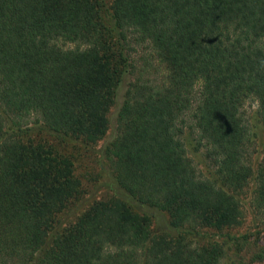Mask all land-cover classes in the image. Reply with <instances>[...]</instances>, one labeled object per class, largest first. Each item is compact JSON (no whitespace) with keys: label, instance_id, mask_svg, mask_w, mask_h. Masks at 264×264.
I'll use <instances>...</instances> for the list:
<instances>
[{"label":"trees","instance_id":"obj_1","mask_svg":"<svg viewBox=\"0 0 264 264\" xmlns=\"http://www.w3.org/2000/svg\"><path fill=\"white\" fill-rule=\"evenodd\" d=\"M152 61L159 79L141 74ZM136 71L103 148L117 192L58 230L82 182L68 152L36 137L98 143ZM251 100L264 131V0H0V264L263 263L260 237L229 233L253 176ZM137 207L166 213L172 232Z\"/></svg>","mask_w":264,"mask_h":264},{"label":"rangeland","instance_id":"obj_2","mask_svg":"<svg viewBox=\"0 0 264 264\" xmlns=\"http://www.w3.org/2000/svg\"><path fill=\"white\" fill-rule=\"evenodd\" d=\"M146 52H142V49H138V53L135 54V58L138 59L137 69L139 70L144 66V61L139 59L145 57ZM154 66H157V69L144 70L142 69V76L144 78L150 77V74L153 80L159 79L161 74L164 72V68L157 63L152 61ZM138 72H134L128 75H125L122 81L120 82L115 103L111 108L109 114V130L106 136L94 145H84L80 140H74L70 138L61 139L58 137L50 136L46 133H42L41 136L36 137L38 141H45L60 150L61 152H68L72 156L75 174L81 180V193L79 197L72 200L68 205L57 215L56 227L58 230L65 228L68 225L76 222L78 217L88 209L92 204L101 200H108L113 197L117 192L116 185L114 184L111 177V168L110 164L103 155L104 146L115 138L116 130V119L118 111L124 101L125 92L129 84L136 78ZM155 78V79H154ZM257 102L249 101L245 104L243 113L246 119L249 122L251 133H252V144L247 147V154L244 156V161L250 165L253 169V176L248 180L246 186L238 193L241 203V218L240 223L231 230L229 233L233 235H239L245 232L253 234V238L260 237V243L264 244V230L261 227L262 216L260 213L254 209L252 201L254 198L255 190V180L254 172L256 171L258 163L262 159V150L264 147V131L262 126L258 122L257 115ZM35 120L33 117L32 121ZM188 124H191L189 118L187 120ZM186 123V124H187ZM184 136L182 137L187 148L188 154L194 160V163L201 169V157L198 154L192 152L191 144L194 143V138L196 133H191L190 129L185 127ZM141 210V212H147L152 219V228L155 231H169L172 232L168 222V216L166 213L159 211L155 208H136ZM260 231L259 234L257 232ZM209 235L214 236L215 233L211 231ZM203 241V240H202ZM201 241V242H202ZM237 264H250L248 262V255L244 254L242 260L237 259ZM222 264H226L225 261ZM255 264H264L255 263Z\"/></svg>","mask_w":264,"mask_h":264}]
</instances>
